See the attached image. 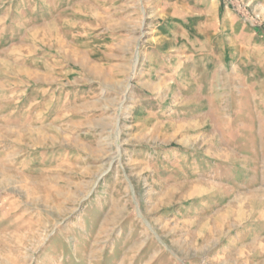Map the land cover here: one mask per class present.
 <instances>
[{
  "label": "rangeland",
  "instance_id": "rangeland-1",
  "mask_svg": "<svg viewBox=\"0 0 264 264\" xmlns=\"http://www.w3.org/2000/svg\"><path fill=\"white\" fill-rule=\"evenodd\" d=\"M166 1L0 0V264H264V100L154 62Z\"/></svg>",
  "mask_w": 264,
  "mask_h": 264
},
{
  "label": "crops",
  "instance_id": "crops-1",
  "mask_svg": "<svg viewBox=\"0 0 264 264\" xmlns=\"http://www.w3.org/2000/svg\"><path fill=\"white\" fill-rule=\"evenodd\" d=\"M250 1L264 19V0ZM162 11L163 20L152 25L162 31L161 37L153 36L165 49L159 57L153 46L154 62H166L163 66L168 70L224 68L241 72L238 83L264 100V26L246 21L223 0H167ZM157 67L155 64L153 69ZM175 75L186 74L177 71Z\"/></svg>",
  "mask_w": 264,
  "mask_h": 264
},
{
  "label": "built area",
  "instance_id": "built-area-1",
  "mask_svg": "<svg viewBox=\"0 0 264 264\" xmlns=\"http://www.w3.org/2000/svg\"><path fill=\"white\" fill-rule=\"evenodd\" d=\"M227 3L233 8V10L238 13L243 19V15L235 8V6L233 5L232 1L231 0H228ZM246 20V19H245ZM247 21V20H246Z\"/></svg>",
  "mask_w": 264,
  "mask_h": 264
}]
</instances>
